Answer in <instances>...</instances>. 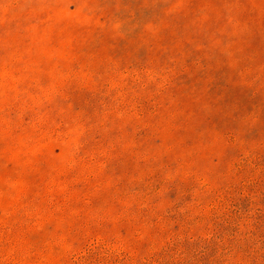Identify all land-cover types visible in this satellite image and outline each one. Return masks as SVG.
Wrapping results in <instances>:
<instances>
[{"label": "rangeland", "instance_id": "374dc122", "mask_svg": "<svg viewBox=\"0 0 264 264\" xmlns=\"http://www.w3.org/2000/svg\"><path fill=\"white\" fill-rule=\"evenodd\" d=\"M0 264H264V0H0Z\"/></svg>", "mask_w": 264, "mask_h": 264}]
</instances>
